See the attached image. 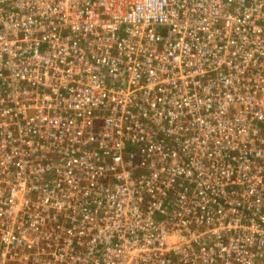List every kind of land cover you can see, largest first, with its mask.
Segmentation results:
<instances>
[{
  "label": "built area",
  "instance_id": "2783aa9c",
  "mask_svg": "<svg viewBox=\"0 0 264 264\" xmlns=\"http://www.w3.org/2000/svg\"><path fill=\"white\" fill-rule=\"evenodd\" d=\"M0 264H264V0H0Z\"/></svg>",
  "mask_w": 264,
  "mask_h": 264
}]
</instances>
